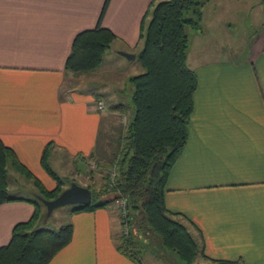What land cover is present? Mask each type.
<instances>
[{
	"label": "crops",
	"instance_id": "crops-1",
	"mask_svg": "<svg viewBox=\"0 0 264 264\" xmlns=\"http://www.w3.org/2000/svg\"><path fill=\"white\" fill-rule=\"evenodd\" d=\"M104 1L0 0V139L48 189L54 182L39 163L46 143L48 165L66 180L54 164L70 162L76 171V159L86 162L90 153L111 159L122 134L119 123L127 118L123 103L109 100L105 111L109 97L98 93L92 99L76 90L75 83L82 73L94 76L104 61L131 60L118 53L124 49L111 45L119 41L133 46L151 0H107L103 7ZM96 24L115 36L100 64L87 72L66 71L74 35ZM257 63L260 85L252 93L259 99L245 106L243 101L230 103V89L216 82L228 79L215 76L216 64L187 65L197 79L193 110L163 196L165 207L179 212L192 237L202 242L204 254L239 259L240 264H264V34ZM253 77L246 74L248 80ZM98 100L103 103L100 110L95 108ZM116 104L121 105L114 108ZM102 124L104 140L98 141ZM81 180L77 184L88 186L93 178ZM31 212L32 205L24 200L0 204V246L8 242L13 225L27 220ZM112 212L98 208L71 216L72 237L47 264H134L115 249ZM91 217L93 231L81 230V221Z\"/></svg>",
	"mask_w": 264,
	"mask_h": 264
},
{
	"label": "trees",
	"instance_id": "trees-1",
	"mask_svg": "<svg viewBox=\"0 0 264 264\" xmlns=\"http://www.w3.org/2000/svg\"><path fill=\"white\" fill-rule=\"evenodd\" d=\"M206 1L151 0L148 4L140 19L138 38L142 40V47L136 56L144 71L128 78L131 118L116 140L111 159L88 154L87 166L92 164L93 167L87 168L95 169L101 182L96 184L93 178L86 186L90 190V202L73 204L71 208L72 213L90 212L122 199L126 213L119 215L120 230L112 239L116 251L134 264H143V248L154 238L169 252L167 260L176 264H192L197 256L200 259L195 264H240L239 259L212 258L204 254L202 242L198 244L192 237L178 217L181 214L168 210L163 202L168 172L186 141L197 87L196 74L186 63L185 27L199 28L201 7ZM114 38L110 29L99 24L77 32L64 69L72 73L94 70ZM49 150L48 142L41 151L39 163L54 182L50 189L0 139V204L24 200L32 205L30 217L15 223L8 242L0 246V264H47L72 237V223L54 229L35 227L43 207L37 196L54 198L69 184L48 165ZM7 164L31 182L36 196L9 195Z\"/></svg>",
	"mask_w": 264,
	"mask_h": 264
},
{
	"label": "rangeland",
	"instance_id": "rangeland-1",
	"mask_svg": "<svg viewBox=\"0 0 264 264\" xmlns=\"http://www.w3.org/2000/svg\"><path fill=\"white\" fill-rule=\"evenodd\" d=\"M199 28L185 27L188 37L187 65L192 67L196 63L216 64L217 67L214 69L215 76L218 77L217 73H220L224 78L228 79L216 82L223 89H230V103L235 100L237 103L243 101L241 103L243 106L254 104L253 101L259 98L255 97L252 92L259 91L260 85L259 63L255 65L254 58L259 55V47L264 34V2L261 0H207L201 7ZM198 30H201V32ZM112 44L114 45H111V47L114 49H124V51L119 50L121 52L130 51L126 53L133 54L134 58L129 61H122L123 63L104 61L101 69L94 76L88 77V75L83 73L78 75L75 87L76 90L89 94L92 99L98 93H101L106 98L109 97L104 103L105 111H107L109 100L123 103L124 115L127 117L121 118L119 123L120 130H123L132 115V106L130 104L131 86L128 78L144 71L143 66L136 57L142 47V40L136 35L135 42L131 48L124 46L119 41ZM251 73L252 75L254 73L253 80L246 79V74ZM96 114L99 116L101 112L96 111ZM104 135L105 127L102 124L98 133V141L104 140ZM113 144L114 141H111V145ZM75 164L76 171L73 170V165L70 162L59 165L56 163L54 165L58 173L66 177L68 183H82L81 179L89 176L97 181L96 184H100V176L96 174L95 169L88 170L87 163L79 158L76 159ZM6 172L9 179V195L26 198L34 197L35 188L30 181L17 173L9 164L6 165ZM14 179L17 181L14 182ZM72 205L57 206L51 210L48 216H46L43 206L42 216L36 222L35 227L54 229L61 224L72 223L71 216L79 214L71 212ZM110 208L113 209L112 213L113 215L115 214V219L117 220L112 224L113 235L115 236L117 231L120 230L119 212L114 202L103 207L105 211ZM82 214L92 216L93 213ZM79 218H77V221ZM78 226L81 230L85 227L87 231L90 230L92 232L94 228L93 217L81 221ZM112 241L114 242L113 239ZM141 241L143 242L144 238ZM167 255H169V252L160 246L157 238H154L149 244L144 246L141 260L143 264H176L171 262V259L167 260L169 257ZM199 259V256H197L192 264L197 263Z\"/></svg>",
	"mask_w": 264,
	"mask_h": 264
},
{
	"label": "water",
	"instance_id": "water-1",
	"mask_svg": "<svg viewBox=\"0 0 264 264\" xmlns=\"http://www.w3.org/2000/svg\"><path fill=\"white\" fill-rule=\"evenodd\" d=\"M120 55L127 59H133L134 55L126 52H118ZM42 202L46 216H48L51 210L57 206L65 204H88L90 202V190L86 186L78 185L75 182H70L68 186L64 187L54 198L44 199L37 196Z\"/></svg>",
	"mask_w": 264,
	"mask_h": 264
},
{
	"label": "built area",
	"instance_id": "built-area-1",
	"mask_svg": "<svg viewBox=\"0 0 264 264\" xmlns=\"http://www.w3.org/2000/svg\"><path fill=\"white\" fill-rule=\"evenodd\" d=\"M95 108H96L97 110L102 109V108H103V103H102L101 101H99V100L96 101V103H95ZM87 167L92 168L93 165L90 164V165H88ZM115 203H116V205H117L119 215H120V216H125V213H126L125 202H124L122 199H117V200L115 201Z\"/></svg>",
	"mask_w": 264,
	"mask_h": 264
}]
</instances>
